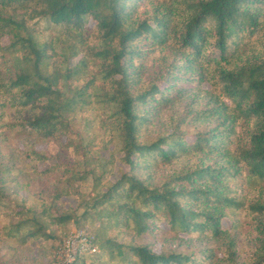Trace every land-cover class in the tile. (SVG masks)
I'll return each mask as SVG.
<instances>
[{
  "label": "trees",
  "instance_id": "1",
  "mask_svg": "<svg viewBox=\"0 0 264 264\" xmlns=\"http://www.w3.org/2000/svg\"><path fill=\"white\" fill-rule=\"evenodd\" d=\"M159 49L167 54L142 87L141 68L130 67ZM203 82L215 105L197 114L217 117L216 127L138 139L141 107L171 105ZM89 109L96 113L83 117ZM14 130L29 139L23 159H56L42 172L57 187L47 201L40 195V209L14 204L0 229L6 240L45 244L52 226L73 223L96 231L87 234L96 250L74 264H206L207 255L156 252L138 239L160 224L220 238L243 213L257 239L246 264H264V0H0V135ZM37 143L58 145L68 160L34 151ZM115 153L129 172L110 181ZM179 164L155 185L135 174ZM19 170L0 165V207ZM69 195L76 207L60 208ZM120 227L130 241L106 236ZM234 235L229 264H237Z\"/></svg>",
  "mask_w": 264,
  "mask_h": 264
},
{
  "label": "rangeland",
  "instance_id": "2",
  "mask_svg": "<svg viewBox=\"0 0 264 264\" xmlns=\"http://www.w3.org/2000/svg\"><path fill=\"white\" fill-rule=\"evenodd\" d=\"M41 25V24H40ZM48 36V34H46ZM2 44L7 43V37L2 38ZM141 49L144 47L141 45ZM167 54V50L159 49L156 51H149L146 55L134 62L130 69L135 67L141 68L140 82L142 87L147 86L155 71L161 58ZM80 56L69 59L68 67H73L79 60ZM170 60V58H167ZM180 65H183L182 63ZM176 70V69H175ZM195 86V87H194ZM194 87V88H193ZM191 88L185 97L177 100L168 106H159L155 101H149L146 105L140 108L139 113L143 114L144 122L138 128V139L140 141H154L158 136L162 134H169L173 131L181 132L184 134L204 133L214 127L219 122L217 117L207 118L198 116L197 113L204 109H211L215 105L213 101H210L209 90L210 86L206 83H196ZM190 88V89H191ZM189 89V90H190ZM216 95L215 92H212ZM96 113L95 109H89L82 115L85 118H89ZM12 117V112L9 117H5L4 121H9ZM107 140V138H106ZM105 140V141H106ZM29 139L14 130L13 132L0 135V165L1 167L7 164H13L20 167V170L12 176H8V179H15L14 184L9 188H6L3 194L4 200L1 202L0 207V229L4 227L5 223L12 220L10 217L11 209L14 204H20L25 208L40 209L41 198L47 201L50 193L57 187V184L52 183L53 175L43 173L42 171L51 167L56 159H50L42 163H29L27 159H23L22 153L24 149H27ZM96 148L100 146L97 140ZM112 149V148H111ZM33 150L36 152L44 151L46 154L49 152L54 155H60L68 160L67 157L60 153L61 148L57 145L54 149L50 150L45 144H35ZM120 154H114V166L113 173L109 177L110 181H115L121 173H128V167L120 161ZM181 165H173V167H166L163 165L155 166L154 168H147L144 170H137L135 174L138 177L147 179L153 185L158 184L164 178H166L173 169H178ZM36 171V173H34ZM83 186L79 190L84 192L88 189ZM248 192V189L246 190ZM77 205V200L73 195L65 196L60 199V208L62 209H74ZM248 219L242 213L238 217V222L241 225L235 232H224L220 238H214L211 235L207 236H186L184 234L174 235L169 230V227L165 224L158 225L157 229L144 235L138 239L139 243H148L156 252L164 250L185 251L190 253H197L207 257L206 264H229L225 258L226 244L228 243V236H235V259L237 264L248 263V258L252 254L254 245L257 243L256 236L247 223ZM232 221L222 220V227L225 229L229 227ZM96 226V225H95ZM51 231L55 239L43 244L39 241H30L26 245H19L14 240H6L1 236L0 230V264H52L54 257V251H56L71 234L83 233L90 240L91 237L87 234L96 236L94 228L85 227L83 229L78 228L75 224L69 223L65 227L52 226ZM119 232V233H118ZM124 227L118 228L116 231L107 232L106 236L116 238L120 243L130 241L131 236ZM226 238V239H225ZM95 247V246H94ZM61 248V247H60ZM96 248V247H95ZM60 250V249H59ZM92 253V252H91ZM207 255V256H206ZM90 256H86L85 260L88 261ZM57 258V255H56ZM97 262V261H96Z\"/></svg>",
  "mask_w": 264,
  "mask_h": 264
},
{
  "label": "built area",
  "instance_id": "3",
  "mask_svg": "<svg viewBox=\"0 0 264 264\" xmlns=\"http://www.w3.org/2000/svg\"><path fill=\"white\" fill-rule=\"evenodd\" d=\"M90 239L83 233L71 234L61 245L57 254L56 264H74L76 257L85 252H94Z\"/></svg>",
  "mask_w": 264,
  "mask_h": 264
}]
</instances>
